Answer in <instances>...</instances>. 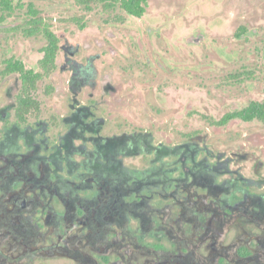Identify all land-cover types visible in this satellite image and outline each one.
Wrapping results in <instances>:
<instances>
[{
	"label": "flooded vegetation",
	"instance_id": "1",
	"mask_svg": "<svg viewBox=\"0 0 264 264\" xmlns=\"http://www.w3.org/2000/svg\"><path fill=\"white\" fill-rule=\"evenodd\" d=\"M11 28L17 33L20 25ZM6 35L0 33V264H264V193L252 191L255 182L241 168L227 167L237 176L222 179L225 171L210 166L213 154L201 162L192 140L156 145L153 138L166 131L132 130L130 94L102 73V53L89 41L83 55L65 48L62 57L59 37L56 68L38 80L39 61L26 67L6 49ZM19 63L33 71L29 82ZM54 97V112L43 115ZM120 117L125 126L103 135ZM73 138L83 141L80 155L69 145ZM160 199L169 202L149 204Z\"/></svg>",
	"mask_w": 264,
	"mask_h": 264
},
{
	"label": "rangeland",
	"instance_id": "2",
	"mask_svg": "<svg viewBox=\"0 0 264 264\" xmlns=\"http://www.w3.org/2000/svg\"><path fill=\"white\" fill-rule=\"evenodd\" d=\"M14 2L24 8L0 23V28L5 27L0 33L10 34L5 36V47L26 67L40 63L47 44L42 34L24 33L31 19L28 5L33 3L62 40V57L65 48L79 49L83 55L86 41L91 51L102 53L98 62L102 73H111L130 94L126 107L132 130L166 131L153 138L156 145L192 140L193 148L202 151L201 162L213 154L210 166L225 171L222 179L237 176L227 167L241 168L243 178L255 182L252 191L264 193V121L237 118L225 125L217 123L251 101H264V0H149L141 18L120 6L106 10L97 3L87 9L79 0ZM18 25L14 33L11 27ZM95 38L104 45L99 47ZM46 84V80L39 84L38 97ZM56 101L54 97L43 105V115L54 112ZM123 121L120 117L107 122L102 134L124 127ZM82 142L81 138L69 141L78 155L83 153ZM133 161L138 166L142 160ZM168 202L149 204L160 207Z\"/></svg>",
	"mask_w": 264,
	"mask_h": 264
},
{
	"label": "trees",
	"instance_id": "3",
	"mask_svg": "<svg viewBox=\"0 0 264 264\" xmlns=\"http://www.w3.org/2000/svg\"><path fill=\"white\" fill-rule=\"evenodd\" d=\"M79 2L87 9H92L93 5L97 3L101 4L106 10L120 6L126 12L138 18L146 14L149 6V0H79ZM22 8H24V4H16L14 0H0V23H3L8 17ZM28 11L31 15V19L28 21L29 27L24 29V33L29 36L44 34L48 41L47 45L43 48V58L40 60V66L43 68V71H38L36 74V79L39 80L43 76L52 73L56 68V56L60 49L59 37L53 31L51 25L46 22L44 18L39 16V11L35 8L33 3L28 5ZM243 31L244 29H242L239 34H242ZM19 70L26 72L25 76L27 80H30L33 71H26L23 63H19ZM29 80L27 82H29ZM27 98L31 99L29 93ZM233 118H241L245 121L254 119L264 121V101H251V103L242 110L226 113L217 123L223 125Z\"/></svg>",
	"mask_w": 264,
	"mask_h": 264
}]
</instances>
